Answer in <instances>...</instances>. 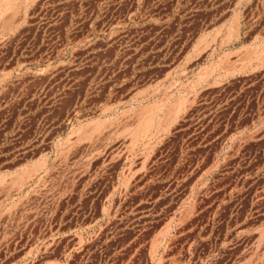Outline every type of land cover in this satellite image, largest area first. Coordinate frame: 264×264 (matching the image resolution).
Listing matches in <instances>:
<instances>
[{
  "label": "rangeland",
  "instance_id": "374dc122",
  "mask_svg": "<svg viewBox=\"0 0 264 264\" xmlns=\"http://www.w3.org/2000/svg\"><path fill=\"white\" fill-rule=\"evenodd\" d=\"M61 2L80 9L65 15L80 45L51 63L30 51L57 32ZM259 5L0 0V68L57 69L68 86L51 122L21 113L20 154L0 174V264H264Z\"/></svg>",
  "mask_w": 264,
  "mask_h": 264
},
{
  "label": "crops",
  "instance_id": "0c3cea01",
  "mask_svg": "<svg viewBox=\"0 0 264 264\" xmlns=\"http://www.w3.org/2000/svg\"><path fill=\"white\" fill-rule=\"evenodd\" d=\"M251 9L252 11H263V18L255 19L254 26H264V5L251 6ZM79 11L78 7L64 6L62 2L56 6L52 5L51 13H56V18L51 23V26L57 29V32L46 40L43 51L36 46L34 52L33 50L30 51V55L36 57L38 52H40V55H43L51 63L63 61L70 54L71 49L69 47H73L75 44L76 46L80 45V39L77 42L68 43V33L66 32L76 26L80 30V21H67L65 15L70 13L74 17V15L80 13ZM255 42L257 49L254 52V57L264 58V29L256 32ZM258 44H261L260 47ZM1 54L3 52L0 48V56H2ZM13 58L15 61L19 60V54L15 53V49H12L9 55L10 60ZM18 67L15 65L12 68H0V174L4 173V159L7 157L9 163L15 164L14 161L20 154L21 136L19 129H16V127H19L22 123V111H25L29 117L31 114L35 117V113L39 111L41 113L40 119L48 118L51 122L54 110L63 111L68 109L65 107L63 100L60 101L64 97H59L61 93H65L68 90V86L63 82L66 78L63 71L52 68L45 70L28 68L22 70ZM33 83L36 92L30 93L28 89L32 87L31 84ZM55 119L58 120V116ZM65 119L66 116H61L60 122ZM5 127H9V131L6 132ZM57 140H62V136L57 137ZM44 141L52 143L53 137L50 135L48 140L45 137ZM17 167H20V165ZM238 259L240 260L237 264L250 263L249 259H245L244 256L241 258L238 256ZM251 264H257V262H252Z\"/></svg>",
  "mask_w": 264,
  "mask_h": 264
}]
</instances>
